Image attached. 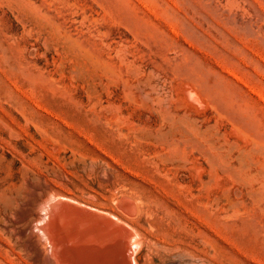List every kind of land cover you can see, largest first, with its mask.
<instances>
[{
    "label": "rangeland",
    "instance_id": "1",
    "mask_svg": "<svg viewBox=\"0 0 264 264\" xmlns=\"http://www.w3.org/2000/svg\"><path fill=\"white\" fill-rule=\"evenodd\" d=\"M0 160L30 240L68 200L132 264H264V0H0Z\"/></svg>",
    "mask_w": 264,
    "mask_h": 264
},
{
    "label": "bare ground",
    "instance_id": "2",
    "mask_svg": "<svg viewBox=\"0 0 264 264\" xmlns=\"http://www.w3.org/2000/svg\"><path fill=\"white\" fill-rule=\"evenodd\" d=\"M35 178L38 182L37 177ZM36 181H32V183L29 181V183H26V187L28 190L26 189L27 191L25 192L21 190L10 193L7 192V190L6 192L5 190L3 192H0V228L2 231L9 235L8 237H10L11 234L15 237L16 234L19 239V241L17 239L16 241H7V248L1 246L2 244L0 245V255H7V261L9 264L14 262L16 264H132V260H130V258L128 257L129 254L127 253V247L130 245V243H128L127 241L129 245H126L127 238H125H129V236L132 235H125V232L127 231L124 232V229L127 226L125 227L124 225L120 224L118 225L121 228L120 229L115 225L116 223H114L113 220L106 218L107 216L105 217L101 215V213L99 215L98 212L93 211L92 208V210H84L85 206L83 204L82 205L84 206V208L80 209V206L78 207L80 203L73 205V202L68 200L62 202L63 204L61 206H58L52 213L50 212L51 215L49 214V218L48 216L43 214L47 217L48 220V224L40 220L42 223H44L45 226L48 225L46 226L47 229L46 227H44V231L42 232L43 234L45 233L44 236H46L47 240H30L27 237V233L30 229V224H32V221L36 219V217L37 220L42 218V215H40L42 213L37 215L35 206L38 205L37 203L40 202L43 197L50 194V190L47 187L41 189V186H37ZM33 183H35L36 185ZM19 185L17 186L19 187L17 189H20L21 185ZM6 188L8 189L9 187ZM44 204L45 203H43V205ZM124 207H126V205ZM126 209L128 211V207ZM129 209L133 212L132 207ZM123 210L125 212V208H123ZM132 212L129 213L132 214ZM127 213L128 212H125V215ZM129 215L127 214V216ZM131 232L133 231L131 230ZM0 233L2 232L0 231ZM39 238V240H42L41 235L39 236ZM130 251L133 253V249ZM130 251L128 252L130 253ZM132 253L130 254V256L133 255ZM2 261L0 260V262Z\"/></svg>",
    "mask_w": 264,
    "mask_h": 264
}]
</instances>
